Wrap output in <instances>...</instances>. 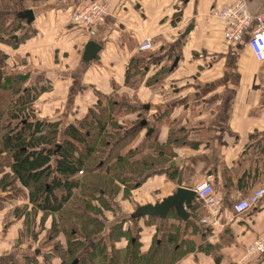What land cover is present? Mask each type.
I'll return each instance as SVG.
<instances>
[{"label":"crops","instance_id":"1","mask_svg":"<svg viewBox=\"0 0 264 264\" xmlns=\"http://www.w3.org/2000/svg\"><path fill=\"white\" fill-rule=\"evenodd\" d=\"M88 1L40 0L29 5L33 21L22 19L27 40L17 48L0 43L5 54L0 81L6 74H28L25 85L36 91L34 117L59 122L58 141L65 126L95 107L98 96L121 102L115 119L128 125L126 131H135L130 146H140L142 153L150 152V145L165 143L169 132L184 137V143L172 148L175 157L162 172L133 190L132 199L118 198L120 206L108 220L126 217L125 225L140 226L141 249L146 250L156 226L132 217L133 211L160 201L177 186L192 190L208 179L218 212L210 217L203 205L198 221L204 240L220 254L219 261L197 251L184 256L181 264H264V254H245V246L264 229V197L249 211L232 215L237 199L264 184V62L247 47L256 22L240 41L228 45L215 11L229 0H97L108 4V14L86 30L71 24L70 14ZM245 3L252 14L264 10V0ZM145 37L152 39L153 49L143 56L159 61V68L167 61L170 65L162 83L145 84L153 73L145 68L133 88L125 84L124 73L141 52L138 43ZM88 40L98 43L100 50L85 61L82 51ZM176 157L182 159L177 167ZM171 169L177 171L174 179L167 177ZM8 193L0 192V264L37 255L29 236L18 238L23 214L11 212L28 202L22 195L4 198ZM171 211L167 222L177 223ZM187 211L190 218L192 210ZM163 222L158 218L159 229ZM195 240L198 244L201 239Z\"/></svg>","mask_w":264,"mask_h":264},{"label":"trees","instance_id":"2","mask_svg":"<svg viewBox=\"0 0 264 264\" xmlns=\"http://www.w3.org/2000/svg\"><path fill=\"white\" fill-rule=\"evenodd\" d=\"M37 1L0 0V43L17 48L27 40L24 20L17 14ZM142 52L147 51L126 67L127 86L141 81ZM4 58L0 49V63ZM27 75L6 74L0 81V192L9 191L4 198H26L27 204L11 210L23 214L18 238L29 236L46 253L41 258L31 253L10 264H181L184 256L197 251L219 261L215 245L204 240L198 221L204 206L196 197L190 218L183 220L171 211L177 223H168L167 216L161 229L157 217L142 216L145 225L156 226L146 250L141 249L140 226L125 225L126 217L108 220L117 211L118 198L132 199L133 190L162 172L175 157L172 148L184 143V137L169 132L165 143L142 153L140 146H130L135 131H126L115 119L121 102L98 96L95 107L65 126L58 141L59 122L34 117L36 91L25 85ZM176 172L168 170L167 177L174 179ZM196 237L201 239L198 244Z\"/></svg>","mask_w":264,"mask_h":264},{"label":"built area","instance_id":"3","mask_svg":"<svg viewBox=\"0 0 264 264\" xmlns=\"http://www.w3.org/2000/svg\"><path fill=\"white\" fill-rule=\"evenodd\" d=\"M108 12V4L97 0H90L78 7L70 14V23L77 27H90L98 20L105 17ZM215 16L223 26L224 41L232 45L240 41L252 21L255 27L247 38V47L258 62H264V10L250 13L245 0H229L215 11ZM139 51L151 50V38L145 37L138 46ZM80 172V171H79ZM196 198L208 209L210 217L218 212L215 207L213 187L208 179L198 181L193 188ZM264 197V184L249 192L247 197L239 198L232 204V215H241ZM212 220H214L212 218ZM210 221V219H209ZM212 224L217 223L212 221ZM246 255L264 254V229L245 248Z\"/></svg>","mask_w":264,"mask_h":264},{"label":"water","instance_id":"4","mask_svg":"<svg viewBox=\"0 0 264 264\" xmlns=\"http://www.w3.org/2000/svg\"><path fill=\"white\" fill-rule=\"evenodd\" d=\"M18 18L24 19L27 23L33 21L34 13L32 9H26L22 12L17 14ZM100 50V45L92 40H88L82 51V59L85 61H89L93 59L98 51ZM2 77V73L0 70V79ZM147 108V105L145 106ZM141 125L145 124V121L140 122ZM151 132V129H148V133ZM176 167L180 165L181 158L175 159ZM172 164V163H171ZM173 165V164H172ZM196 195L194 190L185 187H178L176 190L166 196L163 197L160 201H157L153 204L147 203L145 205L137 207L133 213L132 217L138 218L146 215H151L158 217L159 219H165L166 215L170 210H174L175 214L179 216L181 219L185 220L188 218V211L187 209L190 208L192 201L195 199ZM37 252V251H36ZM75 262V261H74Z\"/></svg>","mask_w":264,"mask_h":264},{"label":"rangeland","instance_id":"5","mask_svg":"<svg viewBox=\"0 0 264 264\" xmlns=\"http://www.w3.org/2000/svg\"><path fill=\"white\" fill-rule=\"evenodd\" d=\"M26 2V1H25ZM107 14H108V12H107ZM101 19H103V18H101ZM101 19L100 20H98L95 24H97L99 21H101ZM94 24V25H95ZM93 26V25H92ZM92 26H90V27H92ZM90 27H84L86 30L87 29H90ZM143 41V39L141 40V41H139V43L138 44H140L141 42ZM153 42H152V39H151V50L153 49V44H152ZM139 46V45H138ZM146 51H150V50H146ZM14 57V56H13ZM151 58H152V56L150 57V59H146V57H144V59H143V61H142V68H143V72H145V68L146 69H151L150 70V72L152 71L153 73H152V75L148 78V80H147V84H148V81H149V83H150V85L149 86H157L159 83H162V80H163V77L167 74V71H168V68H169V65H170V61H167L168 63H165L164 65L162 64L161 66H160V68H159V61L157 62V61H154V60H152V61H150L151 60ZM149 62V63H148ZM156 66V67H155ZM139 83V82H138ZM137 83V84H138ZM48 107L49 108H51V105H48ZM122 122V121H121ZM122 123H124V122H122ZM122 125V127H123V125H124V128H127L128 127V125L127 124H121ZM158 193V192H157ZM157 196H158V194H157ZM118 203H120V202H118ZM120 206V204H118V207ZM117 207V208H118ZM108 215H110L109 213H108ZM47 222H49V220L47 221ZM47 224V223H46ZM263 230V229H262ZM261 230V231H262ZM260 231V232H261ZM259 232V233H260ZM259 235V234H258ZM253 240H255V238L253 239ZM253 240L252 241H250L246 246H245V248L248 246V245H250L251 244V242H253ZM40 243V242H39ZM36 247V249H37V255L38 256H40L39 258H41V257H43L44 255L43 254H45L46 253V250H45V246L44 247H42V244L41 245H36L35 246ZM47 262V261H46Z\"/></svg>","mask_w":264,"mask_h":264}]
</instances>
